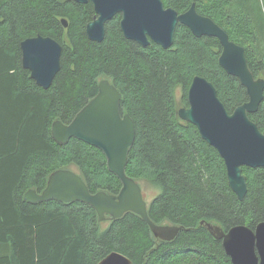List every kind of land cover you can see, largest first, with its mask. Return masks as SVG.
Returning a JSON list of instances; mask_svg holds the SVG:
<instances>
[{
	"label": "trees",
	"instance_id": "trees-1",
	"mask_svg": "<svg viewBox=\"0 0 264 264\" xmlns=\"http://www.w3.org/2000/svg\"><path fill=\"white\" fill-rule=\"evenodd\" d=\"M162 1L180 15L196 4L199 14L244 47L250 71L264 79V37L257 36L248 14L232 7L237 0ZM95 15L91 2L0 0V264H98L112 252L133 264H233L205 225L228 231L264 222V168H242L248 192L241 202L218 151L178 115L189 107L195 77L214 85L229 114L249 101L239 79L220 66L221 43L179 25L172 48L153 42L143 47L124 36L121 15L107 24L98 43L86 33ZM37 36L63 47L48 90L23 67L21 44ZM104 79L122 94L121 111L136 126L126 173L140 186L146 182L161 191L148 214L156 225L181 228L171 242L157 239L132 212L116 220L107 215L103 229L89 204L24 200L30 190L42 193L59 170L77 173L92 194L119 195L122 183L102 151L74 138L60 145L52 137L53 123L71 124ZM249 118L264 132V99Z\"/></svg>",
	"mask_w": 264,
	"mask_h": 264
},
{
	"label": "water",
	"instance_id": "water-1",
	"mask_svg": "<svg viewBox=\"0 0 264 264\" xmlns=\"http://www.w3.org/2000/svg\"><path fill=\"white\" fill-rule=\"evenodd\" d=\"M75 2L81 5L91 2L94 6L96 15L86 27L88 38L94 42H103L107 24L117 15H121L120 27L124 36L143 47L153 42L165 50L172 48L179 25L188 28L197 38L207 36L219 40L222 46L220 66L239 79L249 101L229 114L214 85L203 77H195L188 92L189 107L181 108L179 117L194 125L202 139L218 151L225 161L231 189L241 202L244 201L248 184L242 168H264V132L249 118V114L257 113L264 99V79H256L250 71L244 47L231 42L226 31L214 20L199 14L196 4L180 15L172 8H165L162 0ZM62 22L68 27L67 20ZM21 48L24 69L31 72L38 86L50 89L61 68L62 45L50 37L37 36L23 41ZM121 100L122 94L104 79L96 97L71 124L56 121L52 125V137L57 144H66L74 138L103 152L109 171L122 183L119 195L92 194L77 173L59 170L50 175L42 193L30 190L24 200L32 204L51 200L86 203L97 211L101 222L107 215L116 220L132 212L148 223L157 239L171 242L181 228L154 224L149 218L141 186L126 173L136 140V126L129 114L122 113ZM205 226L216 240L222 241L233 264H264V222L255 229L238 225L228 231L211 224ZM98 264L133 263L125 255L112 252Z\"/></svg>",
	"mask_w": 264,
	"mask_h": 264
},
{
	"label": "rangeland",
	"instance_id": "rangeland-1",
	"mask_svg": "<svg viewBox=\"0 0 264 264\" xmlns=\"http://www.w3.org/2000/svg\"><path fill=\"white\" fill-rule=\"evenodd\" d=\"M232 7L248 14L251 17L253 24L257 28V36L264 37V0H237V2L232 5ZM181 95L182 92L180 89L178 90V97L180 98ZM140 184L142 187L144 199L149 205L161 191L149 183L141 182ZM102 223V227L104 229L109 225L110 221L104 220Z\"/></svg>",
	"mask_w": 264,
	"mask_h": 264
},
{
	"label": "bare ground",
	"instance_id": "bare-ground-1",
	"mask_svg": "<svg viewBox=\"0 0 264 264\" xmlns=\"http://www.w3.org/2000/svg\"><path fill=\"white\" fill-rule=\"evenodd\" d=\"M29 39V38H28ZM231 42H233V43H235L234 41H231ZM235 44H237V43H235ZM261 105V104H260ZM178 115H179V112H178ZM181 119V118H180ZM182 120V119H181Z\"/></svg>",
	"mask_w": 264,
	"mask_h": 264
}]
</instances>
